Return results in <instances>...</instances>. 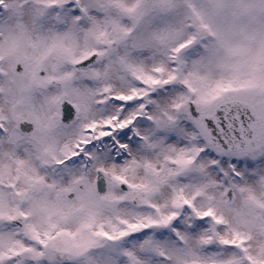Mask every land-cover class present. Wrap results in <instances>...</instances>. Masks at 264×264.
Returning a JSON list of instances; mask_svg holds the SVG:
<instances>
[{
    "label": "snow or ice",
    "instance_id": "6c2138e0",
    "mask_svg": "<svg viewBox=\"0 0 264 264\" xmlns=\"http://www.w3.org/2000/svg\"><path fill=\"white\" fill-rule=\"evenodd\" d=\"M0 264H264V0H0Z\"/></svg>",
    "mask_w": 264,
    "mask_h": 264
}]
</instances>
